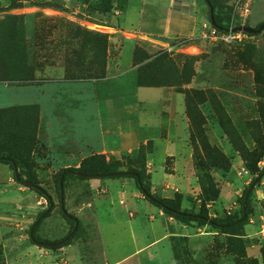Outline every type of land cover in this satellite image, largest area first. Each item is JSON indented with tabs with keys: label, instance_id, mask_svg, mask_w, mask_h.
I'll return each mask as SVG.
<instances>
[{
	"label": "rangeland",
	"instance_id": "374dc122",
	"mask_svg": "<svg viewBox=\"0 0 264 264\" xmlns=\"http://www.w3.org/2000/svg\"><path fill=\"white\" fill-rule=\"evenodd\" d=\"M6 1L0 0V154L13 157L18 175L30 178L52 199L53 208L37 229L40 238L60 242L75 224L77 229L61 248L32 245L29 232L46 209V201L14 181L12 186L0 184V192H8V200L0 198V264H263L264 176L250 195L247 223L228 233L166 216L128 178L100 180L103 185L120 180L117 190L115 186L96 190L91 179H68L63 184L65 210L78 220L70 223L59 212L56 186L62 169H79L88 158L103 156L121 171L138 170L151 195L181 211L204 213L214 220L239 217L243 193L258 176L248 171L245 159L264 169V30L218 43L203 41L201 34L189 39L127 40L110 30L115 29L113 11L99 14L80 0H18L12 9ZM235 1L218 3L219 9L230 12L228 24ZM199 2L207 19V6L204 0ZM176 22L173 19V27ZM262 23L264 0H256L244 26ZM182 24L191 29L193 20ZM156 55L164 57L161 81L176 83L167 88L184 100L188 126L181 156L166 159L159 170L155 148L147 143L134 150L142 148L139 155L132 151L69 156L64 151L58 159L44 134L47 130L54 138L53 132L60 130L63 124L57 118L63 106L48 104L50 99L78 93L70 90L69 83L105 78L108 67L116 63L123 71L130 59L135 67ZM174 72L184 73L182 80ZM194 93L198 96L193 107L203 120L197 126L186 112V100ZM68 127L65 122L63 128L69 131ZM89 129L95 137V125ZM205 146L228 160V172L202 161ZM208 180L218 194L214 201H207L202 192ZM123 195L134 199L129 207ZM93 212H98L97 222ZM123 213L133 228L142 229L137 230L142 236L157 231L159 239L136 250L133 231L118 225Z\"/></svg>",
	"mask_w": 264,
	"mask_h": 264
},
{
	"label": "crops",
	"instance_id": "0c3cea01",
	"mask_svg": "<svg viewBox=\"0 0 264 264\" xmlns=\"http://www.w3.org/2000/svg\"><path fill=\"white\" fill-rule=\"evenodd\" d=\"M203 7L199 0H127L123 5L124 12L113 10L111 24L115 29L110 30L127 40L189 39L210 26L203 15ZM115 16L116 21L113 20ZM173 19L177 21L174 27ZM186 20H193L191 29L182 24ZM119 67L118 63L109 66V73L105 78L91 83H69L70 90L79 92L61 93L60 96L50 99L48 104L60 108L63 106L65 110L60 109L61 116L57 121L63 125L57 134L53 132L54 138L45 131V140L50 141L47 146L54 153H58V159H61L64 151L69 152V156L74 153L85 156L92 153L120 155L152 143L155 148V163L161 170L166 159L181 156L183 151L184 132L188 126L183 97L173 88L137 86L136 68L132 66L131 59L125 66L126 70L122 71ZM64 113L66 117L63 116ZM65 122L69 124V131L63 128ZM94 125L97 131L95 137L89 129ZM10 177H13L10 168L0 164L1 186H12L14 180ZM90 181L96 190L113 186L117 190L121 187L120 180L104 185L98 179ZM118 196V199L122 197L119 194ZM123 196L128 202L127 205L134 202L130 196ZM0 198L8 200V192L1 191ZM97 213L92 214L96 222L99 217ZM121 218L123 220L118 225L133 231L132 242L134 246L135 239L136 250L145 247L146 242H156L159 239L157 231L149 234V237L142 236L138 232L142 229L133 228L126 213ZM138 239H143L144 242L138 245Z\"/></svg>",
	"mask_w": 264,
	"mask_h": 264
},
{
	"label": "trees",
	"instance_id": "16d2710c",
	"mask_svg": "<svg viewBox=\"0 0 264 264\" xmlns=\"http://www.w3.org/2000/svg\"><path fill=\"white\" fill-rule=\"evenodd\" d=\"M84 5H87L88 8L92 11H95L99 14H108L114 9H117L120 13L124 12L123 5L126 4L127 0H97L96 2H90V0H80ZM213 9H214V26L216 29L219 30H225L228 26V21L230 18V12H228L226 9H219L218 3L219 0H209ZM18 0H7L5 4L7 5L8 9H12L16 7ZM204 3L206 4V1L204 0ZM207 6V4H206ZM0 6V10H1ZM208 9V7H207ZM207 20L209 21V9L207 10ZM264 23L257 25L255 30H257L260 26H262ZM247 27V26H246ZM259 34V33H258ZM248 36H255L257 34H244ZM164 63V57H160V55L154 56L151 60L148 62H143L138 65H135L136 67V83L139 87H146V88H159V87H174L177 86L176 83H163L160 79V73L162 72ZM170 64V63H169ZM173 68V65H172ZM175 76L178 77L180 80L184 77L183 75H178L175 73ZM97 77V76H95ZM103 75H100L102 78ZM197 94H191L186 100V112L189 117V120L192 125H199L200 123H203V120L201 118V115L198 113L197 109L193 107V101L195 98H197ZM201 100V99H200ZM200 102H203L201 100ZM142 151V148L139 150L134 151L133 153L135 155H139ZM246 156H244V159ZM5 159H11V162H8ZM202 161L206 164H218L220 165L219 170L228 172L230 169V164L228 160L218 151H216L213 148H210L209 146H205L203 149V157ZM0 164L7 165L12 172H14V169H18L19 166L17 165L16 160L13 157H10L8 155L0 154ZM245 167L248 169V171L251 174H255L258 176L262 174L264 169L258 170L256 168L255 163H249L247 159H245ZM118 173H125L124 175L118 176ZM77 174H80L81 176H78ZM117 178H128L133 179L136 188L139 190L141 195L144 197L145 200H147L151 205L155 206L159 210H161L166 216L174 218L178 222L182 224H195L198 227H204V226H210L213 229H216L220 231L221 233H228L232 230L239 229L243 227L248 220L249 215V204H250V195L254 191V187L256 186L258 180L256 181L257 177H254L251 183L246 187L243 197H242V207L240 210V216L239 217H233L228 218L225 220H214L208 218V216L204 213H193V212H186L181 211L178 207L169 205L164 200L157 198L150 194L146 186L142 182V174L138 170L133 169H127L125 171L119 170L116 163L106 162L103 156H93L88 158V160L84 161L82 166L79 169H62L59 174L57 175V186H56V194L58 197V208L59 212L68 222L70 223H78V220L71 216L73 220H68L65 216L66 210H65V200H64V188H63V195L60 194L59 189V181L62 180V184H64L68 179H79V180H90V179H98V180H104V179H117ZM13 180L18 185H23L27 188H30L26 186V182L31 183L32 185L36 186L35 189L30 188L32 191L37 193L41 198H43L46 203L47 207L46 209L38 216L41 217L40 221L37 223V225L34 228V231L32 235H30L29 232V241L32 245L45 248V249H58L64 246L65 241H63L59 246L57 247H51L49 246L51 242L40 238L36 233L38 226L43 221L44 218H46L49 213L51 212L53 208V202L50 197V195L37 186L34 181H32L30 178H27V180H23L21 176L18 175L16 178L13 173ZM202 192L205 195V199L207 201H214L217 198V191L214 189L213 185L208 180L202 185ZM247 196V199L245 201V197ZM245 202V209L243 208ZM37 220V219H36ZM31 230V229H30ZM75 233V232H74ZM238 248V247H237ZM261 255L263 258V264H264V250H261ZM256 263V262H255ZM257 264V263H256Z\"/></svg>",
	"mask_w": 264,
	"mask_h": 264
},
{
	"label": "built area",
	"instance_id": "2783aa9c",
	"mask_svg": "<svg viewBox=\"0 0 264 264\" xmlns=\"http://www.w3.org/2000/svg\"><path fill=\"white\" fill-rule=\"evenodd\" d=\"M256 0H236L233 5V15L225 30L216 29L209 26L201 32V39L210 43L230 42L240 38V35L245 33L236 32L235 29L239 26H244L252 7Z\"/></svg>",
	"mask_w": 264,
	"mask_h": 264
},
{
	"label": "water",
	"instance_id": "95a60500",
	"mask_svg": "<svg viewBox=\"0 0 264 264\" xmlns=\"http://www.w3.org/2000/svg\"><path fill=\"white\" fill-rule=\"evenodd\" d=\"M206 1V4H207V7L209 9V22H210V25L211 26H214V9L210 3L209 0H205ZM264 30V24L262 26H260L257 30L251 28V27H246V26H239L235 29L236 32H242V33H245V34H249V35H252V34H258L260 32H262ZM7 160L8 162H11L12 163V160L11 159H5ZM14 175L15 177L17 178L18 177V172H17V169H14ZM125 173H118L117 175L118 176H121V175H124ZM78 176H81L80 174H77ZM262 176H264V171L262 172L261 175L257 176V180H259L260 178H262ZM26 186L30 187V188H33L35 189L36 186L32 185L31 183H28L26 182L25 183ZM59 189H60V194L61 196L63 195V184H62V180L59 181ZM247 199V196L245 197V201ZM243 208L245 209V202H244V206ZM66 218L68 220H73V218L66 212L65 214ZM41 217L37 218V220L35 221V223L33 224L31 230H30V235H32L33 231H34V228L35 226L37 225V223L40 221ZM77 229V225L75 224L74 225V228L72 230V232L69 234V236L67 238L64 239V241H66L67 239H69L73 234L74 232L76 231ZM63 241H60V242H54V243H51L49 246L51 247H57L59 246Z\"/></svg>",
	"mask_w": 264,
	"mask_h": 264
}]
</instances>
